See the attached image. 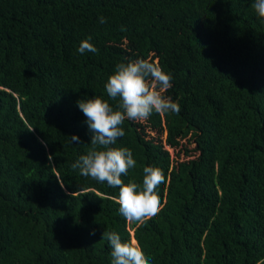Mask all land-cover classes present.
<instances>
[{"label":"trees","instance_id":"trees-1","mask_svg":"<svg viewBox=\"0 0 264 264\" xmlns=\"http://www.w3.org/2000/svg\"><path fill=\"white\" fill-rule=\"evenodd\" d=\"M252 3L0 0V264H111L104 231L150 264H264V24ZM88 37L98 52L81 54ZM136 59L173 77L164 95L180 106L125 119L113 146L136 160L125 183L146 166L164 173L160 211L140 226L120 214L118 188L71 168L91 147L77 101L115 108L101 83Z\"/></svg>","mask_w":264,"mask_h":264},{"label":"clouds","instance_id":"clouds-1","mask_svg":"<svg viewBox=\"0 0 264 264\" xmlns=\"http://www.w3.org/2000/svg\"><path fill=\"white\" fill-rule=\"evenodd\" d=\"M252 8L264 24V0H253ZM99 19L100 23L107 22L104 17ZM90 41L91 37L81 40L78 52L97 53L98 49ZM172 79L157 63L147 59L121 62L105 83L108 98L117 102L115 108L99 96L77 101L92 134L91 147L87 154L78 157L71 168L78 169L84 177L118 188L116 203L120 214L127 222L137 226L147 223L160 211V197L156 190L165 182V176L159 167L146 166L141 184L132 180L125 183L122 174L127 175L128 170L135 167L136 160L128 148L113 146L124 135L121 125L125 119L143 122L153 112H179V104L163 94L172 87ZM70 139L73 143H80V138L75 134ZM102 237L111 247V264H150L136 242L122 241L116 232L104 231Z\"/></svg>","mask_w":264,"mask_h":264},{"label":"rangeland","instance_id":"rangeland-1","mask_svg":"<svg viewBox=\"0 0 264 264\" xmlns=\"http://www.w3.org/2000/svg\"><path fill=\"white\" fill-rule=\"evenodd\" d=\"M108 79V78H107ZM107 79H105V80H103V82L101 83V92L103 93V94H105L106 93V90H105V83H106V81H107ZM164 94V93H163ZM150 135L151 134H153V133H149ZM164 137H165V134L164 135H162V139H164ZM194 144V143H193ZM191 146H192V144H191ZM169 150H170V153H171V158H176V155H175V152L171 149V148H169ZM190 157V156H189ZM188 157V158H189ZM190 158H192V157H190ZM181 159V158H180ZM131 232H132V230H131Z\"/></svg>","mask_w":264,"mask_h":264}]
</instances>
